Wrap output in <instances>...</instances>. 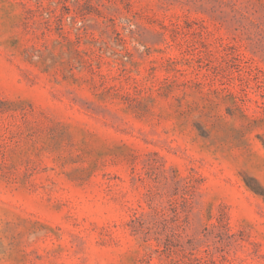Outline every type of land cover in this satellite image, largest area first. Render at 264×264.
<instances>
[{
	"label": "rangeland",
	"instance_id": "obj_1",
	"mask_svg": "<svg viewBox=\"0 0 264 264\" xmlns=\"http://www.w3.org/2000/svg\"><path fill=\"white\" fill-rule=\"evenodd\" d=\"M0 264H264V0H0Z\"/></svg>",
	"mask_w": 264,
	"mask_h": 264
}]
</instances>
